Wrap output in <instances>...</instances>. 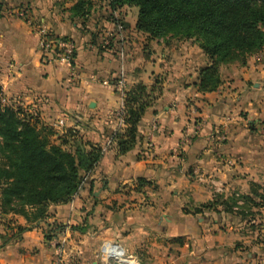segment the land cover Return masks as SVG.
Wrapping results in <instances>:
<instances>
[{"label":"crops","instance_id":"1","mask_svg":"<svg viewBox=\"0 0 264 264\" xmlns=\"http://www.w3.org/2000/svg\"><path fill=\"white\" fill-rule=\"evenodd\" d=\"M77 1L0 0L5 102L37 114L40 126L56 132V144L74 129L104 150L72 201L51 208L47 222L68 227L56 241L46 240L45 224L15 237L29 223L0 214V264H118L103 260L105 243L118 244L137 264H264V50L245 66L221 67L222 86L203 94L200 71L209 60L195 40H150L137 31L133 7L112 13L107 1L90 0V13L75 17ZM19 8L28 19L15 13ZM39 25L75 43L72 66L43 57ZM120 77L129 90L162 82L140 123V142L123 156L110 136L118 131L113 82ZM252 186L263 206L252 209L254 217L220 207L186 212L216 198L246 197Z\"/></svg>","mask_w":264,"mask_h":264},{"label":"trees","instance_id":"2","mask_svg":"<svg viewBox=\"0 0 264 264\" xmlns=\"http://www.w3.org/2000/svg\"><path fill=\"white\" fill-rule=\"evenodd\" d=\"M107 1L112 13L125 7L138 8L137 31L158 40H195L208 66L200 71L198 91L203 94L218 91L223 84L220 69L239 64L245 66L250 57L264 50V0H100ZM90 0H78L72 15L86 17L91 10ZM3 4L0 3V11ZM25 18L28 19L27 9ZM67 39L68 38H64ZM116 80L113 82V84ZM161 80L153 86L136 84L126 93L125 128L112 132L118 155L132 151L140 142L139 126L146 114L161 97ZM0 89V214L19 215L29 223L18 228L15 237L45 224L48 242L56 241L67 226L47 222L51 208L69 204L79 192L84 177L100 164L102 146L85 142L74 129H67L53 142L57 134L53 128L40 126L39 116L22 106L3 102ZM251 188L246 197L230 200L214 199L195 208L192 215L205 211L222 212L241 217H254L253 208H260ZM241 203V204H240ZM70 231L86 233L82 226ZM184 239L175 243L182 246Z\"/></svg>","mask_w":264,"mask_h":264},{"label":"built area","instance_id":"3","mask_svg":"<svg viewBox=\"0 0 264 264\" xmlns=\"http://www.w3.org/2000/svg\"><path fill=\"white\" fill-rule=\"evenodd\" d=\"M15 13L19 17L25 18L26 12L23 9L16 10ZM36 31L40 38V52L44 58L51 57L53 60H60L61 62L72 66L76 59L77 52L76 45L72 40L63 39V37L57 36L49 27L45 25H39ZM113 87L119 97V108L115 113L117 128L118 130H122L125 128V98L129 88L123 77L117 78ZM2 101L5 103L4 98ZM15 105L21 106L17 104ZM64 126L65 123L62 120L59 121V127ZM220 140H225L224 134H220ZM124 253V250L118 244L105 243L101 249V256L104 261H114L118 264H137L136 261L127 260ZM56 264H63L62 258H60Z\"/></svg>","mask_w":264,"mask_h":264},{"label":"rangeland","instance_id":"4","mask_svg":"<svg viewBox=\"0 0 264 264\" xmlns=\"http://www.w3.org/2000/svg\"><path fill=\"white\" fill-rule=\"evenodd\" d=\"M133 9L136 11V13L138 14V8H136V7H133ZM24 108V107H23ZM262 215V214H261ZM261 215H259V216H261ZM259 216H256V218H258Z\"/></svg>","mask_w":264,"mask_h":264}]
</instances>
